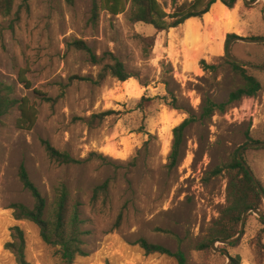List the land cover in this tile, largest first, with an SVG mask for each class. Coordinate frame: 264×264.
Instances as JSON below:
<instances>
[{
	"label": "rangeland",
	"instance_id": "obj_1",
	"mask_svg": "<svg viewBox=\"0 0 264 264\" xmlns=\"http://www.w3.org/2000/svg\"><path fill=\"white\" fill-rule=\"evenodd\" d=\"M252 1L240 0L231 20L219 5L211 8L208 19L157 33L151 26L131 24L128 13L103 11L93 26L91 0L73 5L67 0H15L13 15L0 16V81L15 86V98L27 97L36 105L38 120L32 131L19 130L17 108L0 119V264H18L8 247L15 241V227L24 233L28 264H60L39 227L13 216L12 204L34 206L19 179L22 164L48 211L61 184L68 187L72 202L81 204L87 256L74 264H178L169 256L147 254L137 243L142 238L173 252L182 250L186 264H233L238 257L241 264H264L255 240L264 212L248 213L242 235L231 243L236 245L216 243L230 259L213 246L197 249L227 205L228 172H212L228 164L242 146L264 142V71L248 68L263 87L256 97L243 98L225 113L216 112L187 129L182 156L170 168L174 128L191 115L199 118L204 99L225 103L243 85L226 57L225 43L229 34L264 39V0ZM18 12L20 21L13 25ZM137 34L156 37L149 56ZM75 41L86 43L102 63L94 64L89 54L72 46ZM232 54L264 67V43L235 42ZM115 59L125 64L131 79L108 77L100 85L70 82L73 77L97 79ZM202 60L217 66V72L204 71ZM20 73L30 89L20 83ZM62 86L66 90L60 97ZM36 92L59 98L52 104ZM108 111L115 114L93 119ZM42 140L83 163L51 161ZM245 150L264 190V148ZM92 154L105 158L91 159ZM107 180L109 197L95 208L94 189Z\"/></svg>",
	"mask_w": 264,
	"mask_h": 264
},
{
	"label": "trees",
	"instance_id": "obj_2",
	"mask_svg": "<svg viewBox=\"0 0 264 264\" xmlns=\"http://www.w3.org/2000/svg\"><path fill=\"white\" fill-rule=\"evenodd\" d=\"M76 0H67L73 5ZM92 8L90 11L89 23L96 26L99 22L101 12L105 11L112 16H119L128 13V20L131 24L142 23L153 27L157 33L168 32L177 28L187 21L201 20L205 14L211 11V8L218 2L232 10L236 7L240 0H91ZM15 10V0H0V16L9 18ZM20 21L19 12L16 14L13 25ZM143 46V53L149 56L154 49L156 43L155 36H143L137 34ZM237 35L229 34L225 43L226 57L230 42L237 39ZM77 50L89 54L94 64L100 65L103 59L93 52V50L83 41H75L72 43ZM234 71L241 77L243 85L232 92L229 100L225 103H216L211 98H206L202 104V112L198 117L191 115L185 119L179 126L173 130V145L170 155V168L177 166L182 153L187 129L198 121H208L216 112L225 113L229 105L242 100L243 98H254L262 91L261 83L248 73V69L234 62H230ZM204 71L217 72L218 67L209 65L207 61L200 62ZM108 77L115 78L121 82H126L133 77L127 71L123 62L115 59L114 64L104 65L97 79L89 77H73L74 80L88 81L94 84H102ZM19 80L26 89L31 88L30 82L24 77V73H20ZM66 87L62 86L60 97L64 96ZM16 88L14 85L6 84L0 81V119L8 115L12 110L17 108L20 116L17 119L16 127L23 131H32L38 120V110L36 105L27 97L21 99L15 98ZM46 102L55 104L58 98L53 99L46 94L38 93ZM155 99H163L156 97ZM142 100H145L144 98ZM154 100V99H152ZM143 102V101H142ZM141 102V104H142ZM115 114L113 111L104 112L96 115L93 119L103 120L108 116ZM42 145L49 159L59 165H80L81 160L73 158L67 152L57 150L47 140H42ZM250 142H254L250 140ZM255 143V142H254ZM264 143V142H256ZM247 150L242 152V159L245 160ZM90 158H105L97 154H92ZM246 162V160H245ZM247 163V162H246ZM224 171L228 172L227 187V205L220 214V217L208 230L206 239L198 245L200 251H208L212 249L213 244L219 240L235 239L241 232V224L246 212L250 210H258L264 212V199L249 173L242 166L238 159L237 153L234 154L231 161L223 167L216 168L212 174L217 176ZM19 179L34 199L33 208H29L24 204L15 203L10 206L13 216L18 221H30L37 225L40 229L42 240L53 248L54 256L60 264H74L78 257L87 256L84 249V237L88 233L83 231V219L81 218L79 202H72L71 194L65 184L59 185L55 189V200L50 211H48L47 201L40 192L39 188L31 180L30 174L24 164L19 169ZM110 181H105L102 185L94 189L92 203L96 208L100 200L105 204L109 197ZM262 229L256 237V249L259 257L264 260V217L259 219ZM13 236L15 241L10 243L8 247L12 248L18 257V264H28L24 256L25 238L24 233L19 227L13 228ZM138 245L147 254L165 255L174 258L178 264H186L187 258L182 250L176 252L170 249L151 244L146 239H139ZM236 244H231L234 246ZM233 264H241L240 257L232 259Z\"/></svg>",
	"mask_w": 264,
	"mask_h": 264
},
{
	"label": "water",
	"instance_id": "obj_3",
	"mask_svg": "<svg viewBox=\"0 0 264 264\" xmlns=\"http://www.w3.org/2000/svg\"><path fill=\"white\" fill-rule=\"evenodd\" d=\"M257 1L258 0H254V1L251 2V4H254ZM248 4H249V2H248ZM238 41H242V42L249 43V44H262V43H264V39H241V38H237V39H234V41H232L229 44V47H228V50H227L228 58L232 62L237 63V64H239V65H241V66H243V67H245L247 69L249 68V69H256V70L264 71V67H258V66L252 65L251 63H248V62H246V61H244L242 59H239V58L235 57L232 54V46H233V44L235 42H238ZM249 148H264V143H250V144L244 145V146H242L239 149V151L237 153L239 161L241 162V164L245 168V170L249 173L250 177L253 179L255 186L257 187L258 191L260 192V194L262 195V197L264 199V190L262 189L260 183L256 179V176L253 173V171L251 170V168L249 167V165L245 162V160L242 159V152L245 149H249ZM251 211L254 212V213H257L259 215L261 214V212L258 211V210H250V211L246 212L244 217H243L242 224H241V232H240V234L235 239H232V240H219V241H216L213 244V249L216 252L224 254L226 257H228L230 259L229 254L225 250L216 247V243H221L223 245H230L231 243L236 242L240 238L242 233H243L244 225H245V222H246V218L248 216V213H250ZM262 217H264V216L262 215Z\"/></svg>",
	"mask_w": 264,
	"mask_h": 264
},
{
	"label": "bare ground",
	"instance_id": "obj_4",
	"mask_svg": "<svg viewBox=\"0 0 264 264\" xmlns=\"http://www.w3.org/2000/svg\"><path fill=\"white\" fill-rule=\"evenodd\" d=\"M219 5L221 6V10L224 12V15H226V18L228 20H231L234 18L235 9H232V10L228 9L221 2L216 3L213 7H215V6L219 7ZM210 15H211V11L209 13L205 14L204 17L206 19H208L210 17Z\"/></svg>",
	"mask_w": 264,
	"mask_h": 264
}]
</instances>
